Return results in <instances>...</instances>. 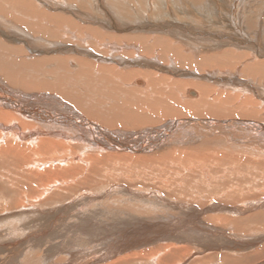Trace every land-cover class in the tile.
<instances>
[{
    "label": "bare ground",
    "instance_id": "bare-ground-1",
    "mask_svg": "<svg viewBox=\"0 0 264 264\" xmlns=\"http://www.w3.org/2000/svg\"><path fill=\"white\" fill-rule=\"evenodd\" d=\"M77 1L75 6L68 0H0V168L8 169L20 184L23 180L21 199H33L29 191L46 183L57 185L64 173L76 177L80 163L100 172L112 165L125 168L142 162L147 168L165 169L195 162L207 177L217 164V149L237 146L236 136L231 137L234 129L253 131L250 144L258 152L264 150L263 7L251 16L241 14L243 22L236 25L226 22L221 12H235L244 0H137L140 5L133 9L115 0ZM203 129L214 136L203 134ZM259 158L256 164L264 169ZM246 201L243 196L238 204ZM243 208L216 204L211 212L233 215L234 228L245 231L256 219ZM237 215H246L245 221ZM154 226L125 231L141 232L123 237L125 242L110 255L129 254L109 264H175L179 257L174 246L131 251L172 238L173 244L200 245L204 240L205 234L198 232L183 240L178 224ZM255 227L262 234L263 225ZM230 241L231 236L222 244L236 252ZM247 250L230 258L240 264L241 257L263 255Z\"/></svg>",
    "mask_w": 264,
    "mask_h": 264
},
{
    "label": "rangeland",
    "instance_id": "rangeland-1",
    "mask_svg": "<svg viewBox=\"0 0 264 264\" xmlns=\"http://www.w3.org/2000/svg\"><path fill=\"white\" fill-rule=\"evenodd\" d=\"M115 1H119L124 5L130 4L129 6L132 9L140 5L137 0ZM115 1L113 0V2ZM88 2L94 3L93 0H87L86 3ZM68 3L76 6L78 1L68 0ZM258 6L259 8H264V0H244V2L236 4L237 10L235 12L232 11L231 13V11L223 9L224 11L221 12V15L226 22L230 21L233 24L241 25L240 22H243V19L240 20L241 14L251 16L252 11H258ZM218 9L215 10L217 14L220 13ZM245 9L249 10V12H243ZM196 14L204 15L200 11H197ZM206 19L202 21L206 22ZM194 20L196 21V19ZM188 21L190 23L193 22L190 19ZM262 23H264V17ZM234 130H231V137L236 136L235 138L240 142H235L237 146L230 148L229 151L221 148L217 149L220 154L215 158L220 160L217 159V164L213 165L215 167L213 170L207 169V172L209 170L207 177L202 175V170H199L200 165L195 162L190 163L193 166L189 165V163H183V166L174 165L168 168L164 167L165 169L160 166L147 168L142 162L137 166L129 164L130 166L128 165L125 168L112 165L107 169L108 171L103 170L100 172L98 169H88L86 165L80 163L78 166L76 165L78 168L76 177L72 178L73 176L64 173L57 178V185L52 181L43 185L40 188L41 190L39 187L37 190H30V198H34L24 201L21 199V192L25 190L23 180H21L20 184L19 181L15 180L16 177L11 172L6 171L8 169L0 168V264H109L119 259V257H124V254H129L127 251L124 254L110 255L115 250H112V248L122 245L125 242L122 239L123 237L134 238L141 232L125 231H133L136 227L143 228L144 226L149 227L161 224H178L177 234H180V237H185L182 238L183 240L187 236L194 234L193 232H198V235L204 233L206 237L201 236L204 240L200 245L191 241H181L173 244L175 239L172 238L162 240L159 243H146L145 246H140V248L131 252L147 253L148 251L160 250V248L166 246H174L176 248L179 246L180 248L173 249L179 257V261L176 260L175 264H196V262L204 261V259L205 261L213 259L215 264H228L225 258L230 259L229 264H238L230 258L232 257L231 255H239L238 253H244L245 249H248L245 252L246 254L263 255L261 258L253 257V259L250 257L243 259L241 257L239 260V262L241 261L240 264H244V262L245 264H264V215H261V213H264V201H262V199L264 200V169L259 164L258 166L256 164L259 156H262L259 159L264 164V150L258 152L250 144L251 139L254 137L253 131L248 129H243L244 131L241 129ZM201 131L205 135L214 136L208 129ZM241 135L243 136L242 138ZM219 137L221 138L222 136L219 135ZM194 142L196 145V140ZM205 144L207 145L208 142ZM209 144H212V142H209ZM220 146L222 147L221 144ZM80 151L83 150H79L78 153H81ZM221 151H223V156ZM225 155L227 156L226 159ZM64 157L67 158L68 156L65 155ZM251 159L253 163H251ZM227 163H229L228 166ZM82 165L84 168L86 166L88 170H84ZM0 167L2 166L0 165ZM245 169L247 170L245 171ZM85 172L86 175L84 174ZM129 174L131 176H128ZM33 185L36 186L35 184ZM45 188H47V191L44 192ZM223 193L226 194L225 196L231 195L229 196L230 199H225ZM245 193L248 197H245ZM199 195L201 196L199 197ZM241 196L247 198V201L239 205L238 203L242 199ZM35 200L40 203L34 204ZM215 203L223 204V207L227 206L230 210L233 209L234 205L242 208L245 206L242 212L246 211L251 216L254 214L256 221L248 222L249 225L248 227L246 226L247 229L245 231H243L245 229L243 227L236 230L232 222L235 218L233 215L225 214L223 210L221 212L219 210L211 212V208L216 205ZM229 203L232 204L230 205ZM255 204L257 205L255 206ZM244 216L237 215V219L241 220L242 218L245 221L246 218ZM258 224L263 225L260 228V230L262 229V234H259L255 227ZM190 226L195 228H190ZM241 226H243L242 223ZM230 236L232 237L230 244L237 250V254L232 252L234 249L228 250L226 248ZM221 239L223 242L225 241L224 243H227H223V245ZM250 239H253V241ZM247 243L249 245H246ZM92 247H94L95 251L90 250ZM184 249H188V251ZM50 252L52 256H48ZM163 258L167 259L166 256H163ZM223 259L226 263L222 261ZM141 262L147 263V261ZM169 264H172V262Z\"/></svg>",
    "mask_w": 264,
    "mask_h": 264
}]
</instances>
